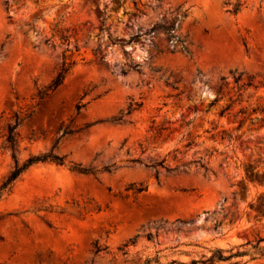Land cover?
<instances>
[{
	"label": "rangeland",
	"instance_id": "374dc122",
	"mask_svg": "<svg viewBox=\"0 0 264 264\" xmlns=\"http://www.w3.org/2000/svg\"><path fill=\"white\" fill-rule=\"evenodd\" d=\"M3 1L0 264H264V0Z\"/></svg>",
	"mask_w": 264,
	"mask_h": 264
},
{
	"label": "trees",
	"instance_id": "16d2710c",
	"mask_svg": "<svg viewBox=\"0 0 264 264\" xmlns=\"http://www.w3.org/2000/svg\"><path fill=\"white\" fill-rule=\"evenodd\" d=\"M3 4L5 5L6 9H8V1L4 0ZM242 3L241 2H237L233 5L232 8V13H237L240 9H241ZM10 18V16H8ZM174 27L172 26L169 31H170V36L171 37H175V35L173 33H171L173 31ZM60 39L63 40H67L66 37H64L63 35H59ZM179 40V39H178ZM182 51H184L186 54H189L188 50L186 47L182 46ZM125 53V52H124ZM126 54V53H125ZM74 64L73 61L68 62L67 64L65 62H63L61 64V66L59 67V69L56 71L55 75L53 76V78L51 79L50 83L44 87V89H40L37 92V96L39 97V99H42L46 96L49 95L50 92L54 91L55 89H57L64 81L68 71L70 70L71 66ZM130 67L135 68L136 65H130ZM240 78V76L236 77L235 80H238ZM216 98H214L209 104H208V108L211 107L215 102H216ZM84 104L83 103H77L75 105V110L76 112H79L82 108H83ZM141 106V102L139 101H134V102H130L126 108L125 113L126 114H130L132 110L134 109H138ZM229 105H227L225 108H222L219 112V115H222L224 113V111L226 109H228ZM123 112L114 117L113 121L116 123H120L123 122ZM24 119V117H20L18 114H15L13 117V121L9 122L6 124V141L8 142L10 147H13L15 140H16V128L18 127V125L21 124L22 120ZM59 129H61V127H59ZM67 134V131L65 129L61 130V134L60 137ZM193 141H189L186 145H190L192 144ZM45 161H51L54 162L56 164L62 165L64 164V157L61 155H57L54 154L51 150L48 152H44V153H38V154H34V155H30L29 157H27L21 164H18L17 162H15L12 170L8 173V175L5 177V179L2 181V183L0 184V198L3 195V193L7 192L10 190L11 186L13 185L14 181L27 169L29 168L31 165L38 163V162H45ZM132 162H141L139 159L137 158H133L131 159ZM164 162H165V158L159 160V161H153L150 164H144L145 166H164ZM200 166H203L202 164H200ZM73 170L79 172V173H83V174H89L92 173L93 171L89 168L86 167H81L80 165H72L71 167ZM109 166H105L103 169L105 170H109ZM204 168V172L207 171L206 167ZM167 170H169V168H167ZM185 172V171H183ZM144 188L140 187V188H136L135 192H141L143 191ZM243 253H237L236 255H242ZM260 254H264V249H262V251L260 252ZM232 255L229 256H223L221 254V250L220 249H216V254L211 255L208 260L210 261H221V260H226L228 259V257H230ZM197 261L196 260H191V262L189 264H196Z\"/></svg>",
	"mask_w": 264,
	"mask_h": 264
}]
</instances>
